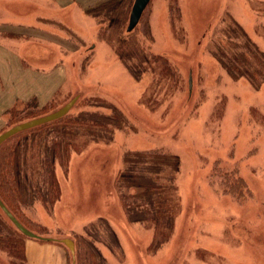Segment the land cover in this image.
<instances>
[{"label": "rangeland", "instance_id": "obj_1", "mask_svg": "<svg viewBox=\"0 0 264 264\" xmlns=\"http://www.w3.org/2000/svg\"><path fill=\"white\" fill-rule=\"evenodd\" d=\"M111 1L0 0L1 49L25 58L23 78L0 93V134L78 97L60 121L20 138L35 187L49 188L43 161L51 147L60 152L61 197L38 200L24 221L72 239L75 256L13 229L25 263L12 257L20 247L0 246V264H264V82L234 79L220 61L264 74L262 57L227 33L240 26L264 54V0H151L132 32L134 0H125L120 28L108 23L113 5L101 8ZM102 104L118 108L126 126L72 121L111 114ZM144 150L177 156L179 169L154 180L160 202L155 195L150 207L127 209L130 191L118 176L127 152Z\"/></svg>", "mask_w": 264, "mask_h": 264}, {"label": "trees", "instance_id": "obj_2", "mask_svg": "<svg viewBox=\"0 0 264 264\" xmlns=\"http://www.w3.org/2000/svg\"><path fill=\"white\" fill-rule=\"evenodd\" d=\"M124 1L125 0H122V2L121 0H112L110 3H106L101 7L104 10L108 8V6L113 5L108 10L109 14L112 13V17H111L112 20L109 19L108 23H111V25L113 26L115 25L118 28L122 26L123 17L127 14L126 5L129 6V4H127V2ZM131 10L132 8L130 9V11ZM85 12H87L89 15H92V17L96 18L97 22L100 23L99 19L97 18L99 15L93 14L94 13L93 9H86ZM238 29L239 30H235L232 33L230 32V30H228L227 33L232 38H236L239 41H242L243 43L245 42V46L243 48H245V52L247 54H249L250 56L254 55L256 57L261 56L262 57L261 59L264 60V54L261 51H259L256 45L253 42H251L250 39H247L248 37L245 31L240 26H238ZM230 36H227V39H229ZM157 58L159 57L157 56ZM220 61L227 68V71L234 79L246 77L255 88H259L264 82V74L261 75L260 79H256L257 75L261 73L260 70L254 71L256 72V74H251L250 72L243 73L232 68L230 65L228 66V64L224 62V59L221 58ZM260 64H261V60L259 59V65ZM102 105L106 109L109 108L111 110L110 111L111 114H109L108 116L104 114L99 115L97 113L98 111H96L95 112L96 114L95 113L81 114L79 117L75 118L77 120L73 119L72 121L75 123H84V124L90 122L96 127H101V128L114 127L115 129L116 128L121 129L123 126H126L127 121L124 119V115L118 108L109 104H102ZM97 116L101 117V121L98 120ZM35 118L36 117L31 118L30 120ZM45 126L39 127L35 130H41ZM29 132H32V130ZM29 132L27 131L25 133L18 134L0 146V199L7 207V209L13 214V216L17 218V220H19L26 228L36 233V231H34L27 224V222L24 221V218L26 220L25 212L26 209L33 208L38 200H43L44 202L47 201L50 202V200L53 199V201L58 202L59 198L61 197V189L59 187L60 183L56 173V164H57L56 162L57 160L60 159V157H58L57 155L60 152L58 150V146L51 147L48 155L45 157L43 161L45 172H47L48 175H50L48 176V180L46 179L45 182L47 183L49 188L44 189L42 187H35L34 183L33 182L30 183L31 181H29V174L26 167V153L25 151L22 150V145H21L22 143L20 141V138ZM67 153L63 152L61 158L63 159V157H67ZM124 162H125V168L119 173L118 179L119 182L121 183L120 185L124 186V188H127L130 191L129 194L131 196L132 204L126 206L127 209H130L131 207L137 208V206H135L134 203L137 204L140 201L145 202L147 207L153 205L154 201L156 200L157 203L160 202L161 198L160 195H158L160 188L155 184L154 180L160 178L162 174L167 171L173 174L177 173L179 169L180 161L177 156L172 155L171 153L162 152V151L154 152V151L144 150V151L127 152V155L124 157ZM131 190L133 192H131ZM155 195H158V198L156 200L154 198ZM51 196L52 197L55 196V197L52 198ZM0 210L2 211L3 215L6 217V218L0 217V246L9 247L13 249V251H15V249L20 247L22 251L20 252L18 251V253L15 252L14 253L15 255L13 254L12 257L14 256L15 258L20 257L21 260H23V263H25L24 262L26 260V251L24 246L25 243L23 245L17 244V241L20 240H16L18 236L13 234L14 230L16 229L15 231H17L22 238H25V236H23V234L15 227L14 224H13L14 225L13 228V226L11 225L12 224L11 220L7 217V215L1 208ZM164 211H165V207L163 208L160 207L159 212L162 213ZM145 212L147 213V218L144 219L145 220L148 219L147 220L148 222L149 220H151L150 210L148 209ZM129 217L130 220L133 222H137L140 220V219H135L131 213H129ZM162 220L163 222H165L164 224H166V218ZM167 220H169V223H171V219H167ZM7 221H9L11 224H9ZM168 226L169 225H167V227ZM36 234L44 238H50L52 242L55 241L58 242V240H61L53 236L48 237L41 235L40 233H36ZM42 242H46V241H42ZM93 263L95 262L93 261Z\"/></svg>", "mask_w": 264, "mask_h": 264}, {"label": "water", "instance_id": "obj_3", "mask_svg": "<svg viewBox=\"0 0 264 264\" xmlns=\"http://www.w3.org/2000/svg\"><path fill=\"white\" fill-rule=\"evenodd\" d=\"M151 0H134L130 18H129V23L127 26V32H132L135 30V28L138 26L143 13L145 12L147 6ZM193 88V83H192V77L190 75L189 77V90L191 91ZM78 97H74L72 100H70L67 104H65L62 108L59 110L42 116L38 117L26 122L19 123L17 125L12 126L11 128L7 129L6 131L2 132L0 134V146L4 144L6 141L9 139L13 138L14 136L34 129L36 127L54 122L56 120H59L63 118L65 115H67L72 107L75 105ZM0 208L5 212L7 217L11 220V222L15 225V227L23 233L25 236L31 238V239H36V240H41V241H51L50 238H44L39 236L38 234L34 233L30 229L26 228L19 220H17L16 217L13 216V214L7 209V207L4 205V203L0 199ZM60 243L64 244L72 253L73 256H75V243L73 240L69 238L61 239L59 240ZM74 264H75V259H74Z\"/></svg>", "mask_w": 264, "mask_h": 264}, {"label": "crops", "instance_id": "obj_4", "mask_svg": "<svg viewBox=\"0 0 264 264\" xmlns=\"http://www.w3.org/2000/svg\"><path fill=\"white\" fill-rule=\"evenodd\" d=\"M60 5L63 6L64 4ZM9 53V50L4 48L1 49L0 46V93L7 91L9 88L15 87L17 81L21 80L25 73V58L23 55H19V52L13 54ZM28 241L32 243H38L40 245L39 247L41 248L45 246L50 252H54L59 255L62 253L64 256L66 255L64 254L66 250L57 243L43 244L45 242L41 243L34 239Z\"/></svg>", "mask_w": 264, "mask_h": 264}]
</instances>
